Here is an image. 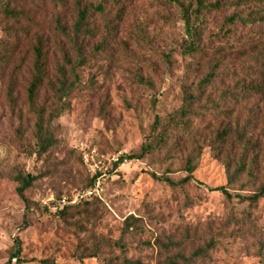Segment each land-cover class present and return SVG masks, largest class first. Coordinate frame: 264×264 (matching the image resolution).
I'll list each match as a JSON object with an SVG mask.
<instances>
[{
    "label": "rangeland",
    "instance_id": "rangeland-1",
    "mask_svg": "<svg viewBox=\"0 0 264 264\" xmlns=\"http://www.w3.org/2000/svg\"><path fill=\"white\" fill-rule=\"evenodd\" d=\"M72 11V6L64 11L65 20L74 16ZM107 11L102 18L97 13L92 16L91 27L99 33L84 42L83 53L90 59L77 71L81 89L56 122L61 145L49 155L39 158L20 149L14 138L19 119L10 107L7 83L0 80V264H44L46 259L55 264H124V256L130 261L127 264H163L165 236L179 238L186 232L199 236L196 242H212L205 264H264V197L250 205L245 199L248 190L229 189L231 200L218 190L227 183L225 153L216 156L214 147L206 146L191 179L175 188L152 177V173L162 174L164 167L151 159L126 158L116 165L120 157L139 151L154 115L179 107L189 60L179 51L186 35L175 3L127 0L120 12L111 5ZM232 11L211 13L204 42L215 48L219 60L237 63L235 50L258 44L255 36L249 40L248 32L264 33V24L233 27L226 19ZM53 16L49 7L40 18L49 21ZM6 24L0 15L3 41L10 40ZM47 32L53 40L56 33ZM101 43L103 50L95 51ZM49 46L52 67L60 53L54 59L52 41ZM25 50L24 43L25 64L15 92L20 104L25 102L32 61L31 51L24 55ZM255 80L259 92L239 111V120L251 143L264 148V88L262 79ZM19 173L36 177L24 197L40 204L42 211H26L16 189ZM169 176L178 182L186 173ZM98 182L99 192L88 195ZM68 205L90 208L92 216L89 222L82 217L81 229L66 226L58 217V210ZM247 214L253 219L251 227L245 223ZM130 215L142 217L145 228L127 238L126 252L115 249L103 257H79L82 252L77 248L85 230L118 238ZM17 239L22 248L20 263L10 260Z\"/></svg>",
    "mask_w": 264,
    "mask_h": 264
},
{
    "label": "trees",
    "instance_id": "trees-1",
    "mask_svg": "<svg viewBox=\"0 0 264 264\" xmlns=\"http://www.w3.org/2000/svg\"><path fill=\"white\" fill-rule=\"evenodd\" d=\"M126 1L0 0V15L7 23L5 29L10 37L9 41L0 40V80L7 83V98L19 119L14 138L23 152L42 158L60 147L56 122L71 107L73 96L81 89L77 71L90 59L83 53L84 42L99 33L98 28L91 27L92 16L97 13L104 17L109 5L120 12ZM169 1L180 9L186 36L179 45V51L189 60L182 81L181 104L166 115H154L145 130L139 151L120 157L116 165L126 158L151 159L153 164L164 167L162 174L152 173V177L175 188L191 179L200 165L204 148L212 146L216 156L225 153L227 183L218 190L230 200L232 194L229 189L248 190L251 193L245 199L254 205L264 197V148H257L247 138L246 131L242 129L244 126L240 124L239 111L259 92L255 77L262 79L260 85L264 88V33L248 32L249 40L254 41L255 36L258 44L239 52L235 50L237 63H229L228 58L219 60L215 48L204 42V32L211 13L229 9L233 11L226 19L233 27L263 25L264 0ZM69 6L73 7L74 16L67 21L64 11ZM49 7L54 10L53 18L49 21L40 18ZM47 30L56 33L53 40ZM51 41L54 44L53 58L57 51L60 53L52 67L48 60ZM24 43L27 45L24 55L30 50L32 61L25 102L20 104L15 92L18 75L25 64V56L21 55ZM103 46L101 43L94 50L100 52ZM140 80L149 83L143 76ZM230 105L232 108H227ZM238 106L242 108L235 111ZM211 115L216 116L214 120L210 119ZM178 171L185 172L186 176L175 182L169 173ZM2 176L0 170V179ZM15 180L26 211H42L40 204L24 197V191L34 185L36 177L31 173H19ZM57 213L66 226L77 229H81L82 217L89 222L92 216L90 208L76 209L74 205L65 206ZM245 216V223L249 227L254 225L250 214ZM143 228V218L130 215L125 219L118 238L85 230L80 249L77 248L82 252L79 257H103L115 249L126 252L127 238L140 235ZM197 237L189 232L179 238L173 234L165 236L161 243L163 264H205L213 245L208 240L196 242ZM21 252L20 240L17 239L10 260L22 262ZM127 262L130 261L124 256V264ZM43 263L55 264L52 259Z\"/></svg>",
    "mask_w": 264,
    "mask_h": 264
},
{
    "label": "built area",
    "instance_id": "built-area-1",
    "mask_svg": "<svg viewBox=\"0 0 264 264\" xmlns=\"http://www.w3.org/2000/svg\"><path fill=\"white\" fill-rule=\"evenodd\" d=\"M125 160V159H124ZM118 161V160H117ZM124 162V161H123ZM122 162V163H123ZM121 164V163H120ZM99 187H100V183L98 182L97 184H95L94 185V187L93 188H91V189H89L86 193L88 194V195H92L93 193H94V191H97V192H99ZM65 201V200H64Z\"/></svg>",
    "mask_w": 264,
    "mask_h": 264
}]
</instances>
